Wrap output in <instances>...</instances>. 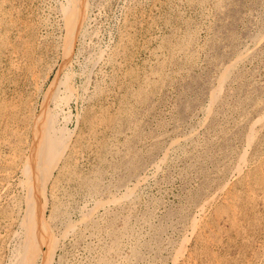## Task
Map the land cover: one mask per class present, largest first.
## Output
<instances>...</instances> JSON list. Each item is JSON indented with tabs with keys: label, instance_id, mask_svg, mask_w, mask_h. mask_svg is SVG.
Returning a JSON list of instances; mask_svg holds the SVG:
<instances>
[{
	"label": "rangeland",
	"instance_id": "rangeland-1",
	"mask_svg": "<svg viewBox=\"0 0 264 264\" xmlns=\"http://www.w3.org/2000/svg\"><path fill=\"white\" fill-rule=\"evenodd\" d=\"M71 3L0 0V264H264V0Z\"/></svg>",
	"mask_w": 264,
	"mask_h": 264
},
{
	"label": "bare ground",
	"instance_id": "bare-ground-1",
	"mask_svg": "<svg viewBox=\"0 0 264 264\" xmlns=\"http://www.w3.org/2000/svg\"><path fill=\"white\" fill-rule=\"evenodd\" d=\"M71 6L64 5V9L67 12L68 18L70 20H68L70 22L69 26H71L73 24V19H74V14H75V7L73 5V0H71ZM70 3V1H69ZM66 15V16H67ZM68 23V22H67ZM67 83V82H66ZM220 85V84H219ZM66 88L69 90V92L71 93V89H72V85H69L68 83L66 84ZM218 89V88H217ZM67 90V91H68ZM215 92V91H214ZM218 92V91H217ZM51 93L47 94L46 99H45V104L47 103V100L49 99V95ZM72 95V93H71ZM216 97V96H215ZM63 99V98H62ZM212 100V99H211ZM216 100V99H215ZM60 101V100H59ZM61 104V103H60ZM57 105V104H56ZM57 108V106H55ZM59 107V106H58ZM46 110V109H45ZM45 110H43V114L44 116L42 117V120H40L37 123V134H35V140H34V150H33V159L28 161L29 163V167L30 165L35 166L36 170H38V174L34 173L36 170H29L26 168V171L28 172L27 177L28 180L34 179L35 183H36V187L34 189L35 193L31 202V206L29 207V211H28V215L32 216L34 215L32 218H34V225L40 229L39 234L37 233V235L35 236H29L28 238V247L30 246V244H32V250H31V256L34 257V255H38L41 249V244H44L46 241V235H47V231L44 230V225H43V213H42V205H44L42 202L43 197H44V186L45 184L48 182L47 180L50 178L51 176V163H56L60 157L62 156L63 151H64V146L65 143L63 140L57 141L54 139V137L51 135L50 131H49V125L51 123L50 117H52L53 114H50V112L44 113ZM49 111V110H48ZM58 114V113H57ZM40 116L38 117L40 119V117L42 116L41 114H39ZM55 115V114H54ZM38 119V120H39ZM259 120V119H258ZM42 121V123H41ZM261 122V121H260ZM251 129V128H250ZM45 131H47V133H45ZM44 132V135H42ZM249 135V134H248ZM211 152V151H210ZM30 159V158H29ZM48 159H51V163L48 162ZM50 161V160H49ZM243 163V161H242ZM47 166H45V165ZM241 165V164H240ZM246 166V165H245ZM249 166V165H248ZM56 167V166H55ZM54 167V168H55ZM240 167V166H239ZM54 170V169H52ZM243 170V169H242ZM26 172V173H27ZM252 178V177H251ZM47 181V182H46ZM225 188V187H224ZM221 189V188H220ZM46 202V201H45ZM204 205V204H203ZM44 207V206H43ZM34 213V214H33ZM200 217V216H199ZM80 219V218H79ZM43 222V223H42ZM195 221H194V225H195ZM192 224V223H191ZM192 226V225H191ZM43 230V231H41ZM194 230V229H193ZM44 242V243H42ZM186 243V242H185ZM179 248V247H178ZM30 251V249H29ZM30 256V255H29ZM184 256V255H183ZM36 259V258H35ZM44 259V258H43ZM32 261V260H31ZM45 261V260H44Z\"/></svg>",
	"mask_w": 264,
	"mask_h": 264
}]
</instances>
